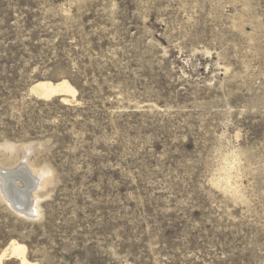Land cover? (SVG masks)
Returning <instances> with one entry per match:
<instances>
[{"label":"rangeland","instance_id":"1","mask_svg":"<svg viewBox=\"0 0 264 264\" xmlns=\"http://www.w3.org/2000/svg\"><path fill=\"white\" fill-rule=\"evenodd\" d=\"M61 80L67 102L28 92ZM20 163L49 183L31 217L0 194V252L264 264V0H0V173Z\"/></svg>","mask_w":264,"mask_h":264},{"label":"bare ground","instance_id":"2","mask_svg":"<svg viewBox=\"0 0 264 264\" xmlns=\"http://www.w3.org/2000/svg\"><path fill=\"white\" fill-rule=\"evenodd\" d=\"M28 92L41 100L60 97L62 102L68 101L65 98L68 95L75 96L73 86L66 80L56 83L38 81L29 87ZM37 174L38 172H33L26 163H20L13 170L8 172L1 171L0 173L1 198L11 202V206L18 214L31 217L33 216L32 213L37 211V203L34 207L32 205V200L36 201L38 199L37 194L33 191L35 187L39 186L43 188L49 183V176L46 171H41L39 176ZM36 175L39 177L38 180ZM11 258L19 259V264H35L26 260L25 247L14 242L0 252V264L4 260Z\"/></svg>","mask_w":264,"mask_h":264},{"label":"water","instance_id":"3","mask_svg":"<svg viewBox=\"0 0 264 264\" xmlns=\"http://www.w3.org/2000/svg\"><path fill=\"white\" fill-rule=\"evenodd\" d=\"M16 179V178H15ZM17 205V204H16Z\"/></svg>","mask_w":264,"mask_h":264}]
</instances>
